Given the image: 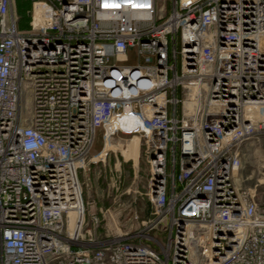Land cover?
<instances>
[{"label": "built area", "instance_id": "built-area-1", "mask_svg": "<svg viewBox=\"0 0 264 264\" xmlns=\"http://www.w3.org/2000/svg\"><path fill=\"white\" fill-rule=\"evenodd\" d=\"M28 1L21 31L0 0V264H264V0ZM100 131L144 141L125 229L84 194Z\"/></svg>", "mask_w": 264, "mask_h": 264}, {"label": "rangeland", "instance_id": "rangeland-1", "mask_svg": "<svg viewBox=\"0 0 264 264\" xmlns=\"http://www.w3.org/2000/svg\"><path fill=\"white\" fill-rule=\"evenodd\" d=\"M27 1L19 0V6L17 7V0H15L16 12L18 14L19 11L21 17V31L29 30L31 19L29 11L32 8V3L30 6ZM116 127L124 132H135L128 129L127 126L120 127L119 124L110 129ZM120 138L123 141L116 138L111 144L106 143L105 146L104 132L100 131L88 161L94 159L97 155H99L98 160H104L108 152L109 154L104 163H88L85 170L81 172L80 177L88 202L94 203L98 210L111 209L116 217V225L125 229L128 219L134 212L143 209L141 219H146L149 216L150 201L145 195L148 188V167L144 157V141H140V137L135 135H122ZM241 176L245 187H252L257 180L261 179L257 176L255 167L250 165L242 171ZM261 191H263L264 198V185ZM120 195H123L122 201L126 206L133 202L131 209L113 205L115 197ZM112 222L114 221H109V227L113 229L114 224ZM152 236H159L165 242V237L159 232L153 233Z\"/></svg>", "mask_w": 264, "mask_h": 264}, {"label": "bare ground", "instance_id": "bare-ground-1", "mask_svg": "<svg viewBox=\"0 0 264 264\" xmlns=\"http://www.w3.org/2000/svg\"><path fill=\"white\" fill-rule=\"evenodd\" d=\"M129 118H131V116L128 115H123L121 117H118L111 125H109V129L117 124L120 125V127L122 126H127L128 129L138 132L140 131L141 127L139 125V123H137L136 121H132L129 120Z\"/></svg>", "mask_w": 264, "mask_h": 264}, {"label": "trees", "instance_id": "trees-1", "mask_svg": "<svg viewBox=\"0 0 264 264\" xmlns=\"http://www.w3.org/2000/svg\"><path fill=\"white\" fill-rule=\"evenodd\" d=\"M27 2H29L30 6H31V2L30 1H27ZM18 6H19V0H17V7ZM18 16H19V24H18V26H19V29L21 30V17H20L19 11H18Z\"/></svg>", "mask_w": 264, "mask_h": 264}, {"label": "water", "instance_id": "water-1", "mask_svg": "<svg viewBox=\"0 0 264 264\" xmlns=\"http://www.w3.org/2000/svg\"><path fill=\"white\" fill-rule=\"evenodd\" d=\"M129 120L136 121L137 123H139L138 120L135 117H132V116H131V118H129Z\"/></svg>", "mask_w": 264, "mask_h": 264}]
</instances>
